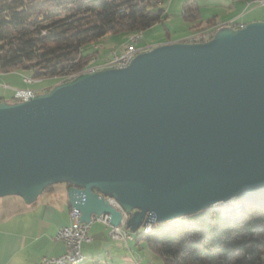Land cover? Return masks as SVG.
<instances>
[{
  "label": "water",
  "instance_id": "obj_1",
  "mask_svg": "<svg viewBox=\"0 0 264 264\" xmlns=\"http://www.w3.org/2000/svg\"><path fill=\"white\" fill-rule=\"evenodd\" d=\"M68 183L81 222L136 233L264 193V20L0 101V198Z\"/></svg>",
  "mask_w": 264,
  "mask_h": 264
},
{
  "label": "trees",
  "instance_id": "obj_2",
  "mask_svg": "<svg viewBox=\"0 0 264 264\" xmlns=\"http://www.w3.org/2000/svg\"><path fill=\"white\" fill-rule=\"evenodd\" d=\"M158 1L0 0V73L28 71L32 79L53 80L49 90L92 64L97 51L85 53L86 44L110 33H143L164 21ZM183 15L191 21L201 16L192 0ZM236 205L180 217L176 222L185 224L179 231L165 232L164 223H156L150 232L138 230L134 241L164 264H264V193L237 198Z\"/></svg>",
  "mask_w": 264,
  "mask_h": 264
},
{
  "label": "crops",
  "instance_id": "obj_3",
  "mask_svg": "<svg viewBox=\"0 0 264 264\" xmlns=\"http://www.w3.org/2000/svg\"><path fill=\"white\" fill-rule=\"evenodd\" d=\"M241 17L237 13L228 21L236 20L246 24L240 20ZM253 20L257 19L248 21ZM213 23L222 25L215 20ZM125 44L121 46V52ZM93 51H97L94 57L100 62L111 56L113 51L119 53L116 49L104 48L101 45H95ZM15 81L16 78L13 79L11 73H0V96L5 97L3 94L12 91L6 90L3 84L12 85ZM43 81L37 80L34 84ZM30 87L37 92L47 90L44 83L38 87ZM68 189L66 183L55 184L31 204L25 203L16 195L0 198V264H41L44 257H57L65 252V244L55 236L58 229L70 221ZM89 234L92 240L83 244L84 260L81 264H133L134 256L140 258L134 244L129 243V250L123 242L113 240L109 235V228L103 222H93Z\"/></svg>",
  "mask_w": 264,
  "mask_h": 264
},
{
  "label": "rangeland",
  "instance_id": "obj_4",
  "mask_svg": "<svg viewBox=\"0 0 264 264\" xmlns=\"http://www.w3.org/2000/svg\"><path fill=\"white\" fill-rule=\"evenodd\" d=\"M189 0H165L161 5L166 10V18L162 22H158L154 24L151 28L140 33L141 40L138 44V47H147L151 45H157L165 42H174L175 40H185L188 37L192 36L198 30H203L206 27L209 20H215L217 23L224 24L228 22V20L236 15L240 14L242 17L240 20L245 21L246 23L250 22V19L264 20V6L251 4L249 5L245 0H192L195 2L200 10V20L191 21L188 20L183 15L184 4ZM191 2V1H190ZM253 2V1H249ZM254 21V20H253ZM201 23V28L195 31L194 24ZM216 25L212 24L211 26L205 28V30L215 27ZM139 33L130 34L128 32L119 33V34H107L100 38L95 42H91L86 44L83 47V51L93 52L94 46H104V48L108 49H116L121 53V46L130 41L131 36ZM129 38V40H128ZM210 39V38H209ZM128 40V41H127ZM208 40V39H207ZM144 44V45H141ZM116 52V51H113ZM105 61V60H104ZM103 61V62H104ZM102 63V62H100ZM12 74V77L16 78L14 84L11 85L13 88H26L28 86H36L38 87L41 84H46V87L53 82V80H44L41 83L36 84H26L23 83L24 77H29L30 73L28 71L17 70L14 72H9ZM42 81V80H39ZM18 83V85H16ZM0 95H2L0 93ZM5 95V98L10 99L12 95V91H9ZM237 203V202H236ZM232 205V204H231ZM231 205H217L214 207L224 208V210H228ZM233 207V206H231ZM163 224V223H162ZM185 223L173 222H164V231L172 232L179 231L184 226ZM135 234V233H134ZM130 244H134L136 249L138 250L139 257L142 260V264L152 263V264H164L161 256L151 249L146 248L142 245V248L135 243V241H130Z\"/></svg>",
  "mask_w": 264,
  "mask_h": 264
},
{
  "label": "built area",
  "instance_id": "obj_5",
  "mask_svg": "<svg viewBox=\"0 0 264 264\" xmlns=\"http://www.w3.org/2000/svg\"><path fill=\"white\" fill-rule=\"evenodd\" d=\"M158 3L163 4L164 0H159ZM249 5L256 4V5H262L264 6V0H256V2H248ZM233 26V27H240L241 25H244L243 23L236 22V20H230L221 26ZM213 31H206L198 30V36L196 38H187L183 42H203L206 41L209 35H212ZM141 40V35H138L135 37V39H132L128 41L122 52L117 53L113 52L111 56L107 57L105 60H109V67H100V61H98L97 58L93 57V71L90 73H94L101 69H108V68H123L129 65V61H132V59L140 52L145 50H134V43H139ZM153 46H149V49H151ZM23 81L27 84H34L37 80L32 79L30 77H24ZM3 87L7 89H11L13 91V98L15 101H27L34 97L38 92L31 88L30 86L26 88H13L9 84H3ZM110 202L120 209L123 212V219H122V225L121 226H114L111 225L109 222V216L103 215V216H96L91 219V222L85 223L81 222L80 216L81 213L78 209L71 207L69 211V218L70 221L68 224L60 227L56 233V239L61 240L65 244V252L57 257H51L46 256L43 258L44 263H53V264H73L75 261L83 260V244L90 242L92 240L89 230L93 222L100 221L107 225L109 228V235L113 240L121 241L123 242L126 247L130 249L129 243L130 241H133L134 239V232H132L130 229L126 228L124 226L125 222L129 218V214H127L123 208L119 205L117 200L114 198H109ZM150 222H156L154 218H151ZM145 225V224H144ZM133 264H142L141 258L133 257ZM152 264V263H150Z\"/></svg>",
  "mask_w": 264,
  "mask_h": 264
},
{
  "label": "bare ground",
  "instance_id": "obj_6",
  "mask_svg": "<svg viewBox=\"0 0 264 264\" xmlns=\"http://www.w3.org/2000/svg\"><path fill=\"white\" fill-rule=\"evenodd\" d=\"M253 2H256V0H253ZM219 26L220 25H216L215 27H213V28H210V29H207L206 31H213V34L212 35H214V33H215V31L219 28ZM244 25H241L240 27H243ZM240 27H238V28H240ZM237 28V27H236ZM138 35H140V33L139 34H136V35H133V36H131V38H130V40H132V39H135V37H137ZM211 35V36H212ZM196 36H198V32H195L194 34H192V36H190V37H188V38H196ZM209 38V37H208ZM207 38V39H208ZM136 44H138V43H134V50H147V47L146 48H144V47H138ZM133 60V59H132ZM92 64H90V65H88L85 69H84V71L82 72V73H90V72H92L93 71V62H91ZM131 63V61H129V64ZM100 67H109V60H105L104 62H102V63H100ZM237 202V201H236ZM236 202L234 203V204H232V205H236ZM120 205V204H119ZM217 205H223V204H220V203H218V204H214V205H212V206H217ZM231 205V206H232ZM224 206V205H223ZM237 206V205H236ZM211 207V206H210ZM156 223H160V222H148L147 224H145V225H142L138 230H140L141 232H150L152 229H153V227H154V225L156 224ZM161 224V223H160ZM134 236H135V234H134ZM83 260H84V254H83ZM83 260H78V261H75L73 264H81L82 262H83Z\"/></svg>",
  "mask_w": 264,
  "mask_h": 264
}]
</instances>
